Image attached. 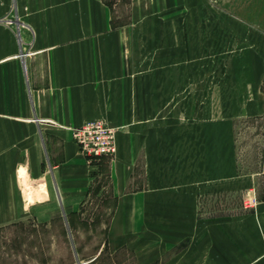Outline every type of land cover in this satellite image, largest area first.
<instances>
[{
  "label": "crops",
  "instance_id": "obj_1",
  "mask_svg": "<svg viewBox=\"0 0 264 264\" xmlns=\"http://www.w3.org/2000/svg\"><path fill=\"white\" fill-rule=\"evenodd\" d=\"M217 15L130 0L118 23L106 0H0V230L79 223L96 174L73 128L105 119L114 203L92 263L264 264V170L245 171L235 131L264 116V24Z\"/></svg>",
  "mask_w": 264,
  "mask_h": 264
},
{
  "label": "rangeland",
  "instance_id": "obj_2",
  "mask_svg": "<svg viewBox=\"0 0 264 264\" xmlns=\"http://www.w3.org/2000/svg\"><path fill=\"white\" fill-rule=\"evenodd\" d=\"M113 8L118 23L129 21L130 0H106ZM213 3L215 18L217 13L231 22L264 24V0H209ZM253 29L252 27H250ZM205 70L206 64H198ZM209 68V64H208ZM217 70V64H214ZM219 79H197V87L217 86ZM211 85V86H212ZM198 99L207 98L198 95ZM201 99V100H202ZM232 113V112H231ZM206 112L199 111L198 117L205 118ZM239 161L245 171L262 168L264 170V116L246 118L235 127ZM88 165L95 167L96 178L92 182L90 194L81 207L80 221L67 227L66 221L55 219L48 226L36 219H30L0 230V264H77L75 250H80L83 264H94L98 249L106 241L109 219L113 213L111 192V160L107 157L88 158ZM264 188V174L260 176ZM240 196L230 195V200ZM69 228V230H68ZM71 229V230H70ZM76 244L73 246V244ZM79 256V257H80ZM97 264H109L105 252Z\"/></svg>",
  "mask_w": 264,
  "mask_h": 264
},
{
  "label": "built area",
  "instance_id": "obj_3",
  "mask_svg": "<svg viewBox=\"0 0 264 264\" xmlns=\"http://www.w3.org/2000/svg\"><path fill=\"white\" fill-rule=\"evenodd\" d=\"M117 131L107 120L97 119L73 128V138L85 157L113 158L117 153Z\"/></svg>",
  "mask_w": 264,
  "mask_h": 264
}]
</instances>
